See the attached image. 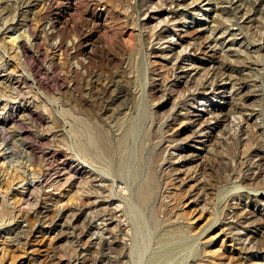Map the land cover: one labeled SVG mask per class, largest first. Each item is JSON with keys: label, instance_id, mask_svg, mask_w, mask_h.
<instances>
[{"label": "rangeland", "instance_id": "rangeland-1", "mask_svg": "<svg viewBox=\"0 0 264 264\" xmlns=\"http://www.w3.org/2000/svg\"><path fill=\"white\" fill-rule=\"evenodd\" d=\"M0 134V264H264V0H0Z\"/></svg>", "mask_w": 264, "mask_h": 264}, {"label": "bare ground", "instance_id": "bare-ground-1", "mask_svg": "<svg viewBox=\"0 0 264 264\" xmlns=\"http://www.w3.org/2000/svg\"><path fill=\"white\" fill-rule=\"evenodd\" d=\"M11 38V37H10ZM16 38V37H15ZM15 38H11V42H14ZM16 41V40H15ZM15 43V42H14ZM32 44V43H31ZM21 45V44H20ZM22 46V45H21ZM21 48V47H20ZM25 48V47H24ZM23 51V48L21 49ZM32 118V117H31ZM71 127V126H70ZM7 130V129H6ZM74 130V129H73ZM72 131V130H71ZM73 132V131H72ZM87 133V140L86 141V144L83 143V144H80L79 145V153L77 155L78 159L75 157V159L73 160L72 164H70L69 166H65L64 169H65V182L62 183V185H70L71 187L74 186L75 183H77V181L79 180L80 181V186H75L77 187L76 189V194H74V198L78 199L79 197L77 196L78 193L80 192H83V194L85 193H89V189L92 188L94 189L95 187H99V185H94V182L95 179L100 176L98 175L99 173H97L96 175V172H94L93 168L91 167V163L89 161H87L86 158L88 157H91V158H100L101 156L99 155V148L97 147V145L94 144L93 142V139L91 137V134L89 135L88 132ZM1 135V134H0ZM86 135V134H85ZM69 136V135H68ZM72 136V135H70ZM73 138V137H72ZM26 139V138H25ZM76 139V137H75ZM77 140V139H76ZM79 140V139H78ZM4 142H1V144H3ZM18 143V142H17ZM30 143V142H29ZM5 144V143H4ZM23 146L24 148L22 149L23 152L27 153V157H26V160L28 161V166H29V171H30V179L27 180L26 178L23 180V185H26L31 191L34 190H37L38 188H40V186L42 185V183L44 182L45 179H42L41 177V173H38L37 171L34 170V167L32 166V163L34 161V158L32 157V155L29 153V151H26L25 148L27 147L26 145L28 144V142L26 143H23ZM15 145V144H14ZM78 145V144H77ZM17 146V145H16ZM26 146V147H25ZM73 146V145H72ZM19 147V146H18ZM89 147H93L95 149V156L93 155V153L90 151V148ZM77 148V149H78ZM12 149V148H11ZM93 149V150H94ZM13 150V149H12ZM17 151V149H14ZM19 151V150H18ZM11 153V152H10ZM22 153V152H21ZM20 152L18 154H21ZM25 153H23L22 155L24 156ZM14 154H17V153H11V155L13 156ZM77 154V153H76ZM104 155V154H102ZM116 156V155H115ZM16 157V156H15ZM117 157V156H116ZM8 158V159H7ZM16 159V158H15ZM20 159V158H19ZM114 159V158H113ZM110 160V159H109ZM115 160V159H114ZM13 161H16V160H13L11 161V159H9V157H4V161H3V164H6V166H8L10 164V162L14 163ZM92 161V160H91ZM112 161V160H111ZM110 161V162H111ZM71 162V161H70ZM95 162V161H94ZM17 164V162H16ZM18 164H19V161H18ZM20 165V164H19ZM91 165V166H90ZM104 165V164H103ZM15 165L12 164V167H14ZM94 166V164H93ZM102 166V165H101ZM107 166V165H106ZM115 166V165H114ZM10 167V165H9ZM105 167V166H104ZM59 168V167H58ZM62 168V167H61ZM109 168V167H108ZM56 169V167H55ZM55 169H53V171H55ZM59 170V169H58ZM63 170V169H62ZM107 171V170H105ZM113 171V170H112ZM104 172V171H102ZM110 172V171H109ZM62 173V172H61ZM64 173V172H63ZM53 174V173H52ZM51 174V175H52ZM103 174V173H102ZM115 174V173H114ZM54 175V174H53ZM64 175V174H63ZM61 176V174H60ZM111 176V175H110ZM55 177V176H54ZM58 179V178H57ZM57 179H55L57 181ZM63 180V179H62ZM61 181V179H59L57 181V183L59 184V182ZM114 181V180H113ZM112 182V181H111ZM152 182V181H151ZM149 183V182H148ZM57 184V185H58ZM56 185V184H55ZM109 185V184H108ZM112 185V184H110ZM103 187V186H102ZM107 187V186H106ZM29 191V190H28ZM96 191V190H95ZM75 192V191H74ZM116 192V191H115ZM113 190H112V187L109 188V192L107 194V198H109V200H113L115 197L114 195H116ZM33 193V192H32ZM92 193V192H91ZM94 193V192H93ZM80 195V194H79ZM114 197V198H113ZM128 198V197H127ZM129 199V198H128ZM127 199V200H128ZM104 202V201H103Z\"/></svg>", "mask_w": 264, "mask_h": 264}]
</instances>
